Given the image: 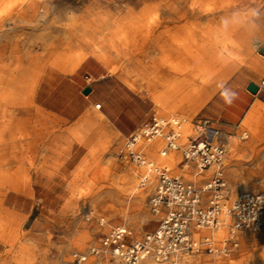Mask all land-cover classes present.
<instances>
[{"label": "rangeland", "instance_id": "1", "mask_svg": "<svg viewBox=\"0 0 264 264\" xmlns=\"http://www.w3.org/2000/svg\"><path fill=\"white\" fill-rule=\"evenodd\" d=\"M23 1L24 5L31 4L30 7H26L27 13H21L19 17H17V14L6 16L0 24V49L6 46L5 54L2 58L0 57V59H4V66L0 65V107H7L10 112L16 111L18 114L20 113L25 117L26 126L32 123L35 115L39 126L37 133L38 143L35 152L43 156L46 151H44V146L47 145L46 143L52 137V134H56L58 137L55 145L60 148L59 143L61 137H63V130L56 127L53 128V126H56L57 121L51 116L47 114H42L41 116L40 112L33 111L28 102H26L29 94L27 96L17 94L14 91V86H23L30 93L29 87L39 77L43 66L46 64L44 61L46 57L44 45L50 41L64 40V35L68 31L72 32L75 30L72 25H76L77 21L83 17L89 18L93 15H100L120 22V20L128 17L147 14L154 10L155 7L163 10L169 0ZM240 2L249 7L252 4L255 5L253 0H242ZM260 2L261 0H257V3ZM145 36L149 41V46L155 44V48L158 51V60H167L168 57L165 54L166 46L172 43L168 38V31L164 27H160L145 31ZM54 38L57 40H53ZM16 43L19 46V52L16 55H11L10 50ZM176 43L174 41V44ZM120 59L122 64H128V68L141 72L143 76L147 77L149 82L152 80L155 94L167 100L165 106L171 105L174 97L170 100L168 96L172 92L165 90L166 86L170 85L171 82L165 76L160 78L152 77L156 73L152 74V65L147 64L144 50L133 45L128 46L124 48ZM21 70L23 73L18 75ZM141 91L145 90L141 89ZM176 100L174 99L175 102ZM20 102L22 103V110L18 109V103ZM189 106L194 111L200 108L195 103ZM155 113V117L160 120L177 118L179 120L178 131L180 137L177 140L179 150L174 152L167 151L166 155L162 157L160 153L165 145L164 136L172 127H165L162 135L151 141H146L141 136V132L136 135L143 140L141 142L143 143L142 147L137 148L135 145L136 150L148 162H152L154 168H164L171 174L178 175L185 181L190 182L198 181L202 176L215 169L212 166L209 171L197 176L198 178L189 179L187 175L191 173L190 167L187 169L181 168V151L198 132L194 126V121L198 119H195L194 114H185V111L172 114L168 110L164 114H161L158 110ZM93 118L96 127H99L104 137L110 141V148L107 145L99 144L97 148L101 150H98L95 154H90L89 157H81L85 153L84 149L80 146H74L69 149L68 154L71 157H53L54 164L53 162L51 164V157H34V154L29 152L26 155L28 157L26 162H23L22 157H20L18 161L10 165L0 166V175L8 176V182L15 186L18 192L25 191V196L29 199L8 194L13 192L8 186H5L3 190L0 187V190L3 191L0 196V205L4 202L6 206H14V208H18L21 215V221L7 216L2 218L0 215V227L3 230L4 240L5 242L7 241L6 243L11 242V246L16 245L15 259L20 264H70L72 254L82 253L92 246H97L101 236L107 234L113 227H127L136 239H141L144 235L157 228L161 215L153 213L150 206V198L157 185L155 173H150L154 174V182L149 188L146 197L142 198L139 193L132 192L133 185L138 184L143 189L149 184V179L146 181V185L141 186L139 183L144 169L136 167L130 162L128 158V140L123 139L117 143V139L109 132L103 122L94 115ZM3 129L4 127L0 126V155H5L12 149L7 141L2 140L6 136V130L4 129L5 131L3 132ZM185 135L188 137L185 138ZM242 136L245 137L246 135L243 134ZM145 145L147 146L146 150L143 148ZM149 146L155 148L154 156L160 157L164 162L166 161L163 166L155 165L150 157ZM132 149L135 150L134 147ZM171 157H173L172 162H167ZM245 158L228 157L226 154V161L222 165L224 173L232 164L244 166L242 160ZM246 164L245 171L247 176H245L243 181H239V184L243 186L241 191L231 193V190H233L231 184L225 178L223 179L224 183H226L222 189L224 206L229 205L230 201L232 202L240 194L259 192L253 189L264 186V183H259L260 181L264 182V177L253 168L255 166L250 165V162ZM59 167L60 170L58 172ZM17 171L21 173L20 177L19 174L18 176L15 175ZM36 172L41 174L35 175ZM60 174L64 175V177H58ZM234 180L238 183V179ZM15 197H17V201H14L16 200ZM36 205L39 209H35ZM223 230V226L220 225L217 231V238L221 252L215 257L216 264H220V262L226 264H234V262L236 264H242L243 262L245 264H264V261L257 257V253L264 250V244L258 240V242L254 241L250 244V246H253L252 250L249 253H245L246 248L241 241V234L236 236L237 247L228 254L222 253L224 248L222 242L228 239L227 227L224 235H222ZM246 231L257 235L262 231V228L256 232L248 229ZM226 244L229 246L230 242L227 241ZM189 259L195 261L194 257H189ZM204 259L206 261L208 259L204 264H208L211 260L210 257ZM103 261L104 264H109L108 259L104 258ZM89 263L94 264L95 258H90Z\"/></svg>", "mask_w": 264, "mask_h": 264}, {"label": "crops", "instance_id": "2", "mask_svg": "<svg viewBox=\"0 0 264 264\" xmlns=\"http://www.w3.org/2000/svg\"><path fill=\"white\" fill-rule=\"evenodd\" d=\"M241 7V10L234 12H246L252 8H257L259 15L254 22H245L248 30L241 36V43L237 41L239 32L236 30L231 32L230 51L225 54L227 77L198 110H192L189 105L194 104L196 94H200L202 89L203 80L199 72L193 71L194 73L190 74V71L187 78L190 82L189 88L177 97L174 104L162 107L153 103L146 90L137 91L122 79L120 73L127 74L130 79L135 80L141 86H146L149 82L146 76H142L141 72H135L132 68H128L127 63L126 65H124L125 63L122 64L121 56L117 55V51L114 52L105 44L101 46L99 42L76 45L72 51L62 55L58 61L46 63L43 66L39 77L29 87L30 93L26 101L33 111L40 112L41 116L47 114L57 121L53 128L63 130V137L59 143L60 148L55 145L58 137L56 134H52L46 143L47 145L44 146L45 154L41 156L35 152L38 138L34 140L32 149L26 150L29 138L23 136L18 139L17 155L22 154V157H26L27 153L32 152L34 157H51V164L52 162L54 164L53 157H71L68 154L69 149L80 146L85 152L81 157H89L90 154H95L101 150L97 148V145H107L109 148L111 146L101 129L96 127L93 115L103 122L119 143L121 140H128L145 129L149 125L151 117L156 115L155 111L157 110L161 114L166 113L167 110L171 111L172 114L185 111V114H194L195 119H198L194 121L195 125L202 121L208 123L210 129L216 134L213 138L214 142L224 148L228 157H246L242 160L244 166L232 164L226 169V173L223 171L224 178L233 188L231 193L242 190L243 186L239 184V181H243L247 176L245 169L248 162L251 166H255L253 168L264 177V56L259 54V49L264 48V9L259 8L257 4H252L250 7L243 4ZM164 17L163 15L161 18ZM163 21L165 22V20ZM168 34L174 37H178L180 34L182 37L179 35V38L188 41L185 44L188 46L194 61L196 54L200 57L202 46L200 37L196 38L195 35H190L191 32L183 26L174 25L170 26ZM187 35L188 38L185 37ZM133 46L139 48L138 45ZM140 48L145 51L147 64H156L159 58L155 44ZM250 83L257 87L254 93L248 91ZM85 88L89 89L86 95L83 94ZM225 90L236 93V98L231 105L225 104L220 96V93ZM243 134L246 136L243 137ZM83 161L85 160L83 159ZM189 167L191 169L190 175L193 176L195 169L192 165ZM210 168L211 166L203 172L209 171ZM59 170L60 167L58 172ZM216 170L217 168L213 169L198 181L193 182L199 186L203 185L213 177ZM36 173L35 175L41 174ZM18 174L20 177L21 173L17 171L15 175L18 176ZM61 176L64 177L62 174L58 175L60 178ZM234 179H238V183ZM259 183L264 182L260 181ZM253 190L259 192L250 193H263L264 186ZM12 193L8 194L27 198L25 191H13ZM17 197H15L16 200H13L17 201ZM35 209H39L37 205ZM0 213H4L5 217L11 219L22 220L18 208L6 206L4 202L0 205ZM1 216L4 218L3 215ZM261 228L262 231L257 235L246 231V229L236 233V241V236L241 234V241L246 248L245 253L252 250L253 246L250 244L254 241L258 240L264 244V215ZM0 233V264H20L15 259L16 245L11 246V242H5L2 227H0ZM204 235L205 231L193 232V237L196 239H200ZM189 257H194L195 261H191ZM208 257L205 253L188 255L183 257V264H204L208 261L204 258ZM210 263L211 260L208 264Z\"/></svg>", "mask_w": 264, "mask_h": 264}, {"label": "bare ground", "instance_id": "3", "mask_svg": "<svg viewBox=\"0 0 264 264\" xmlns=\"http://www.w3.org/2000/svg\"><path fill=\"white\" fill-rule=\"evenodd\" d=\"M240 1L239 0H210V1L209 0L207 1L195 0V1L190 2L189 0H169L167 4L165 3L166 5L163 8V10L155 7L154 10L151 9L152 11L148 12L147 14L128 17L126 19L120 20V22L115 21L114 19H110L108 17L105 18L100 15H93L92 17H89V18L83 17L79 19V21H77L76 25L73 26L71 24L72 28L74 27L75 30L72 32L68 31L67 34L64 35L65 36L64 40L59 39L58 41H50L44 45L45 46L44 48L46 51V57L44 61L47 64H50L51 62L58 61L59 59H61L62 55L73 50L76 47V45H83L87 43L95 44L96 42H99L101 46L104 44L107 45L114 52L117 51L116 53L118 56H122L124 48L128 46L138 45L139 48L140 47L145 48L147 46L150 47L149 41L145 36V31H151V30H154L160 27H164L168 31L170 29V26L172 27V25L183 26L186 28V30L191 32L190 35L192 36L195 35L196 38L200 37L201 44H202L200 57H198V54H196V58L194 61L192 54L189 53L188 46H186L185 44L187 40L179 38L180 34L178 35V37H174L173 35L169 34L168 38L172 41V43L166 46V50H165L166 53L164 52L165 54H167L168 59L162 60V61L157 60L156 64L152 65L151 72L152 74L156 73V75L152 77L160 78L161 76H165L167 80L171 82L170 85L166 86L165 90H167L168 92H172L168 96V98L172 100L173 97L174 99H177L179 95H181L183 92H185L189 88L190 82L187 79L189 77L188 73L190 71H191L190 74L191 73L193 74L194 72L196 73L199 72L203 80L202 82L203 85H202L200 94H196V101L194 103L198 107H201L210 98V96L213 94L216 88H218V86L227 77V73L225 71V68H226L225 67L226 66L225 65L226 64L225 54L230 51L231 32L233 30H236L237 32H239L237 41L241 43L242 42L241 36L244 35L246 31L248 30L247 24L244 23L242 25L229 24L228 27L224 31H220L221 20L230 19L234 11L241 10V6L243 5V2H240ZM30 6L31 4L24 5L23 0H0V24L4 21V18L6 16L17 14V17H19L21 13H27L26 7H30ZM109 14L111 15V13ZM163 15L165 17L161 18ZM163 20H165V22ZM185 37L188 38L189 36L187 35ZM55 39L56 38H54L53 40ZM174 41L177 43L174 44ZM5 49H6V46L1 47L0 49L1 58L6 52ZM10 52H11V55H16L19 52V46L17 45V43L13 45ZM235 59H236V56H235ZM0 61H1L0 65L3 67L4 59L3 60L0 59ZM227 64L230 65L229 63ZM22 73L23 72L21 70L19 71L18 75H21ZM120 75L122 79L126 81L133 89L137 91L141 89L146 90L149 96L152 98L153 103H155V105L164 107L165 103H167L166 102L167 100L164 97H161L155 94L153 90L154 84L152 80L148 82L146 86H141L135 80L130 79L127 74L120 73ZM14 87H15L14 91L19 95L21 94V95L27 96L29 94L26 91V88L23 86H14ZM174 99L173 101H171V105L175 103ZM21 105H22L21 102L18 103L19 110L23 109ZM0 118L2 119L0 121V126L4 127V129L6 130V133H5L6 136H4L2 140L7 141L9 145H11L12 147V149L7 154L0 155V166L10 165L13 162L18 161V158L22 157V154H20V156L17 155L18 139L22 138L23 136H26L27 138H29L27 142L26 150H28L29 148L32 149V144L34 140L37 138L39 126H38V122L36 120L35 115L32 120V123H30L29 126H26L27 123H26L25 117L22 116L20 113L18 114L16 111L10 112L9 109H7V107H0ZM4 129H3V132L5 131ZM187 137L188 136L185 135V138ZM142 141L143 140L139 136H136V142L133 145L135 151H137L135 145L137 146V148L142 147L143 145V143H141ZM146 147H147L146 145L143 146L145 150H146ZM154 151H155V148L153 146L151 147L149 146L150 157L155 163V165L163 166L166 163V161L164 162V160L161 159L160 157L154 156L153 154ZM166 153L167 152L164 153L162 149L160 155L164 157ZM225 157H226V154H225ZM225 157L221 163V166H220L221 169H222V165H224L226 161ZM27 158L28 157H22L21 159L23 162L24 161L26 162ZM172 160H173V157L169 158L167 162L171 163ZM212 166L217 168V166H214V165ZM188 167L189 165L181 166L182 169H187ZM157 170L158 169L155 168V170H153L152 172L155 173ZM222 175H223V170H222ZM143 176H144V173L140 176L139 183L141 182V179ZM150 176H153V177L150 178ZM187 177L189 179H194L195 176L194 175L191 176L190 174H188ZM196 178L198 177L196 176ZM148 179H149V184H147L146 188L142 189L140 186H138V184L133 185L132 192L139 193L142 198L146 197L147 193L149 192V188L151 187V185H153L154 174H148L146 176V181ZM223 179H224V176H223ZM8 181H9L8 176L0 175V187L2 188V190L4 189L5 186H8L10 189L17 192L16 187L13 186ZM225 184L226 183H224V187H225ZM2 190H0V196L3 193ZM231 203L232 202L230 201L229 205H225L224 213L219 217V226L220 225L223 226V229H224L222 231V235L226 233V230H225L226 227H227V232H228V227L233 221L232 216L227 212L229 207L231 206ZM0 215L5 216L4 213H0ZM129 231L131 232V230ZM132 237L133 236L131 232V236L128 238V241H131ZM227 241L229 242V237L228 239L222 242L224 245L222 253L224 254H228L231 250L237 247L236 246L235 248H231L227 246L226 244ZM257 257L258 259H261L264 261V250L258 252ZM104 258L108 259L107 256H100L98 259L95 260V263L104 264V261H103ZM89 261L90 259L87 260L83 264H91L89 263ZM108 263L110 264L109 259H108ZM220 264H226V263L220 262ZM234 264L236 263L234 262ZM242 264H245V262H243Z\"/></svg>", "mask_w": 264, "mask_h": 264}, {"label": "built area", "instance_id": "4", "mask_svg": "<svg viewBox=\"0 0 264 264\" xmlns=\"http://www.w3.org/2000/svg\"><path fill=\"white\" fill-rule=\"evenodd\" d=\"M194 126L198 132L181 151L182 164L192 165L195 177L210 166H217L213 177L199 186L158 169L155 172L157 185L150 198L152 212L161 215L157 228L141 239L132 237L128 241L131 232L126 227H113L101 236L97 246L72 254L70 264H83L90 258L96 260L100 256H107L110 264H183V257L200 253L211 258L210 264H216L215 257L221 252L217 238L219 217L225 210L222 197L224 181L220 167L225 150L214 142L216 134L207 122L202 121ZM165 127L172 129L164 136L163 152L178 151L180 133L177 118L160 120L153 116L149 125L141 131V136L151 141L160 137ZM135 142L136 135L128 139V158L133 165L144 169L140 182L143 186L146 176L155 168L141 153L132 149ZM227 212L233 218L228 227L229 247L235 248L238 231H258L262 227L264 194L242 193L232 201ZM195 231H205V235L196 239L193 237Z\"/></svg>", "mask_w": 264, "mask_h": 264}, {"label": "clouds", "instance_id": "5", "mask_svg": "<svg viewBox=\"0 0 264 264\" xmlns=\"http://www.w3.org/2000/svg\"><path fill=\"white\" fill-rule=\"evenodd\" d=\"M253 3L257 4L259 8L264 9V0L257 3V0H253ZM259 11L257 8H252L246 12H234L230 19H222L220 23V31H224L229 24L242 25L246 21L254 22L255 18L258 17ZM221 98L224 103L231 105L236 98V93L230 92V90H225L220 93Z\"/></svg>", "mask_w": 264, "mask_h": 264}, {"label": "water", "instance_id": "6", "mask_svg": "<svg viewBox=\"0 0 264 264\" xmlns=\"http://www.w3.org/2000/svg\"><path fill=\"white\" fill-rule=\"evenodd\" d=\"M259 54L262 55V56H264V48H260L259 49ZM256 90H257V87L254 84L250 83L248 85V91H250L251 93H254ZM88 92H89V89L88 88H85L83 90V94L84 95L88 94Z\"/></svg>", "mask_w": 264, "mask_h": 264}]
</instances>
